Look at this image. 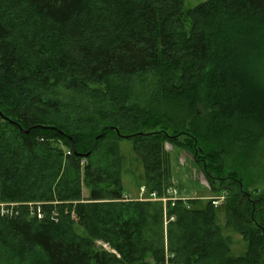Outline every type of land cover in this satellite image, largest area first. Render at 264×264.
<instances>
[{"label":"trees","instance_id":"16d2710c","mask_svg":"<svg viewBox=\"0 0 264 264\" xmlns=\"http://www.w3.org/2000/svg\"><path fill=\"white\" fill-rule=\"evenodd\" d=\"M0 111V250L10 260L157 264L166 211L180 263L264 264V193L244 173L264 150V0H0ZM123 139L157 199L127 195ZM165 140L225 196L242 255L214 199L163 202ZM38 205L42 219L30 216Z\"/></svg>","mask_w":264,"mask_h":264},{"label":"rangeland","instance_id":"374dc122","mask_svg":"<svg viewBox=\"0 0 264 264\" xmlns=\"http://www.w3.org/2000/svg\"><path fill=\"white\" fill-rule=\"evenodd\" d=\"M200 0H187L188 5H195ZM121 151L124 156V167H123V183L125 191L129 197L136 199H157L156 194L153 193L149 195L147 193L146 180L144 178L145 169L140 162L138 154L135 152L134 143L130 139H123L120 141ZM164 147L169 154V166L170 170V184L171 188H176L180 192H184L182 198H195L200 197L203 201L209 199L219 198V204L222 206L217 209L218 211V221L223 224L224 234L228 235L231 240V252L234 255H242L247 249V243L243 239L242 235L235 230L231 229L226 222V217L224 213V195L218 196L220 193L207 182L204 177L202 168L200 164L195 160L193 155H191L185 148L178 146L171 140H165ZM253 153H251L252 155ZM250 155L248 159V166H245V177L246 180L256 181L255 185H259V188L264 193V150H259L258 153L255 152L252 156ZM250 159H252L250 161ZM242 169V168H241ZM146 174V173H145ZM255 178V179H253ZM218 185V184H217ZM170 188V189H171ZM84 196L89 195V190L87 187L83 189ZM169 193V192H168ZM164 196L163 198H165ZM166 202V201H163ZM60 201H53V209L51 210L49 216L54 222H59L61 219L60 208H57V204ZM12 207H17L16 203H10ZM30 206L32 203H29ZM1 205H6V203H1ZM165 213V212H164ZM47 214V213H46ZM48 215V214H47ZM30 216L35 217L32 213ZM75 215H73L74 217ZM37 219H39L36 216ZM57 218V219H55ZM168 226L165 225L163 219L165 244L166 237L168 243ZM81 231V230H79ZM97 247L106 249L108 251L115 252V250L103 240L95 241ZM0 264H18V262L9 259V256L0 250Z\"/></svg>","mask_w":264,"mask_h":264},{"label":"built area","instance_id":"2783aa9c","mask_svg":"<svg viewBox=\"0 0 264 264\" xmlns=\"http://www.w3.org/2000/svg\"><path fill=\"white\" fill-rule=\"evenodd\" d=\"M170 196L169 197H165V198H162L163 201H166L167 199H178V198H182L180 197L179 195V191L176 189V188H171L168 190ZM152 196H155V195H152ZM184 199V198H182ZM213 203L215 205H219V198H216L213 200ZM13 207L11 208H4L3 209V213H12L13 212ZM32 213L33 215H36L39 219H42L43 218V213H42V210H41V206H32ZM175 219V216H172L170 218L167 217V213L165 211L164 213V223L165 225L167 226L169 221L170 220H174ZM157 264H182L178 261L177 259V255L175 252L173 251H170L169 248H168V243H167V237H166V244H165V252H164V257L162 260H160L159 262H157Z\"/></svg>","mask_w":264,"mask_h":264},{"label":"bare ground","instance_id":"6f19581e","mask_svg":"<svg viewBox=\"0 0 264 264\" xmlns=\"http://www.w3.org/2000/svg\"><path fill=\"white\" fill-rule=\"evenodd\" d=\"M40 206V205H39ZM12 206L11 205H2V213H3V209L4 208H11ZM41 210H42V213H43V216H44V211H43V209H42V207H41ZM14 213V210H13V212L12 213H3V214H6V216L7 215H12ZM15 214V213H14Z\"/></svg>","mask_w":264,"mask_h":264},{"label":"crops","instance_id":"0c3cea01","mask_svg":"<svg viewBox=\"0 0 264 264\" xmlns=\"http://www.w3.org/2000/svg\"><path fill=\"white\" fill-rule=\"evenodd\" d=\"M180 195L183 196V197H185V196H184V195H185L184 192H183V193L180 192Z\"/></svg>","mask_w":264,"mask_h":264},{"label":"water","instance_id":"95a60500","mask_svg":"<svg viewBox=\"0 0 264 264\" xmlns=\"http://www.w3.org/2000/svg\"><path fill=\"white\" fill-rule=\"evenodd\" d=\"M1 112V111H0ZM27 131H29V130H27ZM125 137H129V136H125Z\"/></svg>","mask_w":264,"mask_h":264}]
</instances>
